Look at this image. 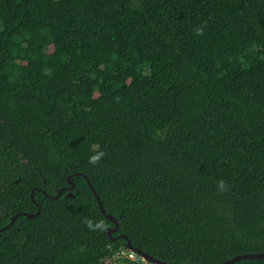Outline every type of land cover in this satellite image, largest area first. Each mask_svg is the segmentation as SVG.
I'll return each instance as SVG.
<instances>
[{"label": "trees", "instance_id": "trees-1", "mask_svg": "<svg viewBox=\"0 0 264 264\" xmlns=\"http://www.w3.org/2000/svg\"><path fill=\"white\" fill-rule=\"evenodd\" d=\"M38 205L0 264L263 253L264 0H0V229Z\"/></svg>", "mask_w": 264, "mask_h": 264}, {"label": "water", "instance_id": "water-1", "mask_svg": "<svg viewBox=\"0 0 264 264\" xmlns=\"http://www.w3.org/2000/svg\"><path fill=\"white\" fill-rule=\"evenodd\" d=\"M78 175H82V176H84L86 178V180H87V182H88L91 190L93 191L94 195L96 196V198L98 200V203H99L98 208L102 211V213L105 214V216L108 219H110L115 224V227L112 228V229H110V231H109V235L112 236L113 233L118 232V230H119V223H118L117 219H115L112 215L106 213L105 208L103 206V203L100 200L99 196L97 195V193H96V191H95V189H94L91 181L89 180V178L86 175H84V174H78ZM69 183H70V186L69 187L58 190V195L55 196L56 199L60 198L65 191L68 192V197H71L72 196V190L76 189V185L73 183L71 177H69ZM35 190L36 189H33V191H32V199L36 203V201L34 199V192H35ZM38 207H39V211L36 214L19 213V214L15 215L11 219L9 225H7L4 228H1L0 231H3L5 229L10 228L14 224L15 220L19 216H25L27 218H32V217L37 216L41 212V207L39 205H38ZM119 238L126 239L127 240V245H126L127 248L130 249L131 251L136 252L137 254H139L144 259L145 262L151 263V264H170V263H166V262H163V261H159V260L155 259L154 257L150 256L149 254H147L145 252H142L141 250H139L137 248H134L133 245H132V243L128 240L127 236H125L123 234L119 235L118 237H114L113 238V241L118 240ZM260 258H264V252L263 253H249V254L238 255V256L234 257L233 259L228 260L226 262H223L221 264H232V263H235V262L240 261L242 259H260ZM173 264H177V263H173Z\"/></svg>", "mask_w": 264, "mask_h": 264}, {"label": "built area", "instance_id": "built-area-1", "mask_svg": "<svg viewBox=\"0 0 264 264\" xmlns=\"http://www.w3.org/2000/svg\"><path fill=\"white\" fill-rule=\"evenodd\" d=\"M122 257L133 260L134 262H141V260H143V258H140L135 252H131L130 255H127L125 252H122L114 256V258H122Z\"/></svg>", "mask_w": 264, "mask_h": 264}, {"label": "clouds", "instance_id": "clouds-1", "mask_svg": "<svg viewBox=\"0 0 264 264\" xmlns=\"http://www.w3.org/2000/svg\"><path fill=\"white\" fill-rule=\"evenodd\" d=\"M147 262H145V264H146ZM149 264H151V263H149Z\"/></svg>", "mask_w": 264, "mask_h": 264}]
</instances>
